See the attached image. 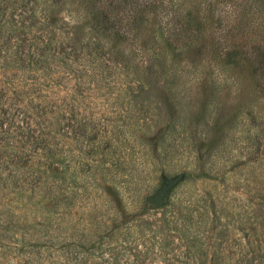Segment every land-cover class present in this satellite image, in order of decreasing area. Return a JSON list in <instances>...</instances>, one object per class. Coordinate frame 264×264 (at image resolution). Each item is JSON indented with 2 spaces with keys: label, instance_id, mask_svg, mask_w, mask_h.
<instances>
[{
  "label": "rangeland",
  "instance_id": "obj_1",
  "mask_svg": "<svg viewBox=\"0 0 264 264\" xmlns=\"http://www.w3.org/2000/svg\"><path fill=\"white\" fill-rule=\"evenodd\" d=\"M59 1L58 19L81 0ZM204 1L232 11L247 0ZM171 59L180 78L163 105L135 99L126 72L70 101L74 82L46 88L0 71V96L22 93L15 109L28 95L80 125L67 130L58 109L39 119L53 155L33 149L30 167L52 194L0 191V264H25L23 238L72 243L87 264H264V94L245 72L218 78L191 50ZM167 186L164 203H151Z\"/></svg>",
  "mask_w": 264,
  "mask_h": 264
},
{
  "label": "trees",
  "instance_id": "obj_2",
  "mask_svg": "<svg viewBox=\"0 0 264 264\" xmlns=\"http://www.w3.org/2000/svg\"><path fill=\"white\" fill-rule=\"evenodd\" d=\"M59 3L0 0L1 72L23 73L29 82L46 88L50 84L70 87L74 82L70 101H75V94L83 96L94 82L105 84L126 72L130 82L138 83L130 87L135 99L163 105L170 96V81L180 78L171 64V53L191 50L200 63L206 61L219 71L218 78L245 72L264 94L262 1L259 5L242 1L227 11L218 6L222 3L208 8L204 0H81L66 9L67 17L58 19ZM120 66L126 71L120 72ZM13 94L0 96L4 138L0 139V191L52 194L51 181L30 167L33 149L53 155L52 143L38 129L44 124L39 119L56 115L58 109L60 119L67 120V130L77 131L80 125L70 128L71 116L61 110L62 105L47 110L28 95L15 109L13 99L21 98L22 93ZM139 111L148 115L149 110L142 103ZM251 121L256 127V119ZM43 232L40 234L52 237L49 230ZM22 240L15 244L25 264H87L90 257L86 251L72 250V243L58 247L51 240L45 244Z\"/></svg>",
  "mask_w": 264,
  "mask_h": 264
},
{
  "label": "water",
  "instance_id": "obj_3",
  "mask_svg": "<svg viewBox=\"0 0 264 264\" xmlns=\"http://www.w3.org/2000/svg\"><path fill=\"white\" fill-rule=\"evenodd\" d=\"M169 188H170V186H167L156 197H151L150 198L151 203L156 204V205H162L164 203V199H165V192Z\"/></svg>",
  "mask_w": 264,
  "mask_h": 264
}]
</instances>
